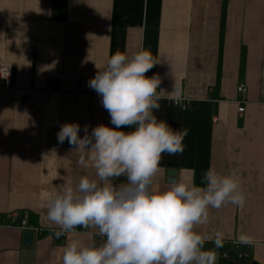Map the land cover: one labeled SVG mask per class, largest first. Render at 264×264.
Listing matches in <instances>:
<instances>
[{"label":"crops","instance_id":"obj_1","mask_svg":"<svg viewBox=\"0 0 264 264\" xmlns=\"http://www.w3.org/2000/svg\"><path fill=\"white\" fill-rule=\"evenodd\" d=\"M141 49L158 63L145 73L160 78L165 97L155 114L186 132L183 152L162 154L155 187L165 190L170 172L200 185L210 165L237 169L245 205L210 209L196 231L220 230L232 242L247 233L253 243L241 246L264 264V0H0V66L13 68L11 89H0V215L28 212L32 225L58 230L46 218L47 200L94 170L77 165L80 153L58 143L57 132L64 123H79L81 137L84 125L113 127L87 81L117 50ZM175 82L186 109L167 98ZM89 230L35 237L25 247L21 229L0 226V264H62L68 239L101 242Z\"/></svg>","mask_w":264,"mask_h":264},{"label":"clouds","instance_id":"obj_2","mask_svg":"<svg viewBox=\"0 0 264 264\" xmlns=\"http://www.w3.org/2000/svg\"><path fill=\"white\" fill-rule=\"evenodd\" d=\"M156 64L146 49L131 56L119 50L111 54L87 87L101 98L113 127L99 124L89 131L84 125L81 137L79 123H64L57 132L58 143L67 141L80 153L77 165L94 172L58 185L46 202V218L57 226V238L72 236L78 227L101 238L88 245L68 239L62 264H217L222 231L201 234L196 227L208 223L210 209L246 203L239 172L232 168L221 173L210 165L200 185L170 178L165 190L155 187L162 154L183 152L186 135L155 114L165 97L160 78L145 73ZM167 94L175 101L179 85L175 82ZM120 177L124 180L115 183ZM233 242L251 245L253 237L239 232Z\"/></svg>","mask_w":264,"mask_h":264},{"label":"built area","instance_id":"obj_3","mask_svg":"<svg viewBox=\"0 0 264 264\" xmlns=\"http://www.w3.org/2000/svg\"><path fill=\"white\" fill-rule=\"evenodd\" d=\"M0 75H3L5 78H0V89L3 90H9L12 87V82H13V68L11 65L8 64H3L0 66ZM63 76H59L58 80L62 81ZM160 88V85H159ZM51 88L50 85L47 86V89L44 91L46 97H48L51 93ZM237 92L239 94L244 95L245 97L247 96L248 89L245 84H241L237 88ZM173 104L176 107H180L182 109H186L188 107V101L186 99H175L173 101ZM239 104V113H244L245 112V106L247 105V99L245 98ZM32 105V103L30 104ZM216 119H214L215 121ZM30 214L28 212L23 214V217L20 218L19 213L14 212L6 216L5 218V223L1 224L0 226H5L8 228L11 227H17L21 229L24 233L25 232H31L34 234L35 237H43L44 235H51L55 236L54 233L57 231L56 229H44L39 226L32 225L29 221ZM74 232H86V233H91L89 229H83V228H77L74 230ZM65 237V236H61ZM235 244V243H234ZM237 247L241 246L238 244H235ZM239 257H245L248 258L249 254L248 253H241L239 254Z\"/></svg>","mask_w":264,"mask_h":264},{"label":"trees","instance_id":"obj_4","mask_svg":"<svg viewBox=\"0 0 264 264\" xmlns=\"http://www.w3.org/2000/svg\"><path fill=\"white\" fill-rule=\"evenodd\" d=\"M124 178H118L115 183H120ZM6 215H0V225L5 223ZM32 221H30L31 223ZM212 243L208 242L205 244L206 249L212 248ZM220 261L219 264H252L253 261L250 258L239 257L241 253H248V250L242 246L237 247L234 242L224 240L223 247L217 249ZM249 254V253H248Z\"/></svg>","mask_w":264,"mask_h":264},{"label":"water","instance_id":"obj_5","mask_svg":"<svg viewBox=\"0 0 264 264\" xmlns=\"http://www.w3.org/2000/svg\"><path fill=\"white\" fill-rule=\"evenodd\" d=\"M168 175L171 178H175L176 173L175 172H170ZM34 238H35V236H34L33 233H31V232H25L24 233V241H23L24 242V246L25 247H32L33 246V243H34ZM252 264H258V263L253 262Z\"/></svg>","mask_w":264,"mask_h":264}]
</instances>
